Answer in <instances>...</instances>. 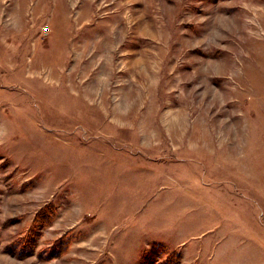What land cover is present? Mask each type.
<instances>
[{
    "label": "rangeland",
    "instance_id": "rangeland-1",
    "mask_svg": "<svg viewBox=\"0 0 264 264\" xmlns=\"http://www.w3.org/2000/svg\"><path fill=\"white\" fill-rule=\"evenodd\" d=\"M0 264H264V0H0Z\"/></svg>",
    "mask_w": 264,
    "mask_h": 264
}]
</instances>
